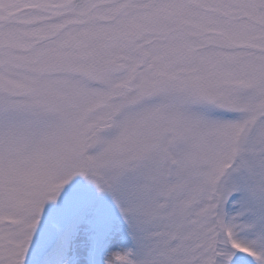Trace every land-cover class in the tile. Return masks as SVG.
Masks as SVG:
<instances>
[{
  "label": "snow or ice",
  "instance_id": "obj_1",
  "mask_svg": "<svg viewBox=\"0 0 264 264\" xmlns=\"http://www.w3.org/2000/svg\"><path fill=\"white\" fill-rule=\"evenodd\" d=\"M0 264H264V0H0Z\"/></svg>",
  "mask_w": 264,
  "mask_h": 264
}]
</instances>
